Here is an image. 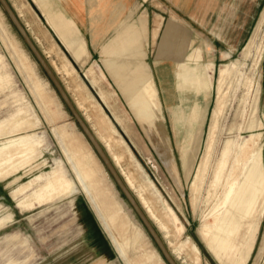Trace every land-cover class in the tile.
<instances>
[{
    "label": "rangeland",
    "instance_id": "374dc122",
    "mask_svg": "<svg viewBox=\"0 0 264 264\" xmlns=\"http://www.w3.org/2000/svg\"><path fill=\"white\" fill-rule=\"evenodd\" d=\"M8 1L17 6L35 45L58 66L59 76L101 130L120 160L116 170L122 169L131 180V192L140 195L145 207L168 229V251L179 257L177 264H264V0H250L249 33L243 45L230 54L211 53L212 37L200 25H164L168 16L162 12H168L170 6L166 0H129L122 4L115 23L109 25L111 5H115L112 0L106 5L101 23L96 21V25L85 28L64 12L72 11L69 0H61V6L60 0H30L35 2L36 10L28 0ZM79 1L84 3L75 0L76 6ZM85 1L94 19H98L99 6L104 11L105 1ZM51 34L74 59L102 104ZM125 34L136 35L130 41L137 42L136 50L121 52L124 45L120 40ZM140 64L144 66L142 73L151 76L155 89L159 105L155 122L142 123L133 118L119 90L141 73L136 71ZM120 65L125 75L123 83L113 77V72L121 70ZM218 86L227 92V107L209 171L198 184L197 210L193 212L189 187L206 147ZM38 87L45 96L40 97L43 101L36 95ZM141 88L138 84L132 92ZM103 106L121 121L119 125L134 143L138 157L124 148L102 116ZM77 133L82 135L0 8V146L23 134L22 143L32 147L29 157L16 156L11 167H0V223H4L0 228V264L8 263L12 257L19 264H166L86 139ZM169 161L175 165L179 184H175ZM219 163L225 164V172L208 201L211 177ZM12 169L14 172L9 174ZM249 171L253 173L251 180ZM231 182L241 192H236L235 199L225 200ZM89 183H97L107 195L114 207L110 213L99 210ZM20 190L13 198L12 193ZM247 204L251 211L243 220ZM228 213L234 219L227 224L228 232L222 234L210 226L207 245L200 235L201 226L211 217L222 220ZM110 221L117 229L110 228ZM235 229L237 236L232 233ZM15 233L28 242L18 247L22 253L14 256L10 255L14 244L6 241ZM245 234L248 243L252 241V250L243 263L240 253Z\"/></svg>",
    "mask_w": 264,
    "mask_h": 264
},
{
    "label": "bare ground",
    "instance_id": "6f19581e",
    "mask_svg": "<svg viewBox=\"0 0 264 264\" xmlns=\"http://www.w3.org/2000/svg\"><path fill=\"white\" fill-rule=\"evenodd\" d=\"M8 1V0H7ZM13 1V0H12ZM33 1V0H31ZM9 3V1H8ZM35 3V2H33ZM49 3V2H48ZM12 10L14 11V13L16 14L18 20L21 22V12L18 11V9L16 8L17 6L15 5H11V3H9ZM36 5V4H35ZM13 6V7H12ZM48 6V5H47ZM52 7V6H51ZM21 8V7H20ZM47 8V7H46ZM20 10V9H19ZM49 10V9H48ZM16 11V12H15ZM21 11V10H20ZM57 13V12H56ZM50 14V12H49ZM51 15H53L51 13ZM55 20V19H54ZM59 20V19H58ZM57 20V21H58ZM64 24V23H63ZM23 25V24H22ZM24 27V25H23ZM25 28V27H24ZM29 29V28H28ZM31 30V29H30ZM132 31V29H130ZM25 31L27 33H29V31L26 30ZM157 32V31H156ZM69 33V32H68ZM132 33V32H131ZM153 33V32H152ZM31 34V32L29 33ZM28 34V35H29ZM64 34V32L62 33ZM145 34V33H144ZM71 35V34H70ZM30 36V35H29ZM31 38V37H30ZM120 38V36H119ZM156 38V34H153V40H155ZM32 39V38H31ZM68 39V38H66ZM71 39V38H70ZM136 39V35L135 34H131V35H127L125 34V37H123L120 40V43H122L123 49H122V53H129L132 52L133 50H136L139 46L136 43H130V41H134ZM77 40V39H76ZM35 41V40H32ZM61 43V42H60ZM35 44V43H34ZM37 47V46H36ZM117 47V46H116ZM120 47V46H119ZM142 47V46H141ZM38 48V47H37ZM83 48V47H82ZM84 49V48H83ZM39 50V49H38ZM40 51V50H39ZM41 50L40 53L42 54V56L44 57V59L46 60V62L48 63L49 67L51 68V70L53 71V73L55 74L56 78L58 79V81L60 82V84L62 85V87L64 88V90L66 91V93L68 94L70 100L72 101L74 107L76 108V110L80 113L82 119L85 121V123L88 125L90 131L92 132L93 136L96 138V140L98 141V143L102 146V148L104 149L106 155L108 156V158L110 159V161L112 162V164L114 165V167L118 168V164H119V159L118 157L112 152V150L110 149L108 142L106 141L105 137L103 136L101 130L99 128L96 127V125L92 122V120L90 119L89 115L86 113L82 103L77 99L76 95L71 91L70 87L64 82L63 78L59 76V69L57 68L58 66L55 65V63L45 54V52ZM17 52V51H16ZM114 52V51H113ZM68 53V52H67ZM112 53V52H110ZM119 53V52H118ZM82 54V53H81ZM143 55V54H140ZM70 56V55H69ZM114 56V55H113ZM136 56V55H135ZM138 56V55H137ZM71 57V56H70ZM133 57V56H132ZM131 57V58H132ZM129 58V57H128ZM71 59L73 60V62L76 64V62L74 61V59L71 57ZM84 61V60H83ZM70 62V61H69ZM81 62V61H80ZM71 63V62H70ZM77 65V64H76ZM110 66V65H109ZM121 66V65H120ZM129 66V65H128ZM28 68V66H27ZM106 68V67H105ZM110 68V67H109ZM112 68V67H111ZM117 68V67H116ZM107 69V68H106ZM118 69V68H117ZM136 69V67L134 68V70ZM29 70V69H28ZM109 70V69H108ZM126 70V69H125ZM107 71V70H106ZM114 71V70H113ZM136 71H140V74H136V79H134L133 81H128L127 83H125L123 86H120L119 90L121 92V95L123 96V98L125 99V101L128 104V107L130 110V114L132 115L133 118L137 119L138 122H142V123H148V122H155L156 120H158V110H159V105L157 100L155 99V89L153 88L152 85V78L149 74H143L142 72H144V66L142 64L137 66ZM110 73V72H109ZM112 73V71H111ZM131 73V72H130ZM138 73V72H137ZM134 74V73H133ZM223 74H224V70L220 71V83H222L221 78H223ZM124 75V70L121 66V70L119 69V71L113 72V77L116 81H118L119 83H123V80L125 79V75ZM59 76V78H58ZM92 78V77H91ZM34 81V80H33ZM92 81V80H91ZM32 82V81H31ZM93 82V81H92ZM219 83V85H220ZM141 84L142 88L137 90V92L133 93L132 90H134V88H137V85ZM37 86V85H36ZM91 86V85H90ZM96 86V85H95ZM222 86V85H221ZM223 88V86H222ZM31 89V88H30ZM219 89V86H218ZM227 89V88H225ZM32 90V89H31ZM34 90V89H33ZM35 92H37L40 97H45L42 95V90L40 87L35 88ZM32 92V91H31ZM34 92V91H33ZM42 95V96H41ZM58 97V96H57ZM227 92L226 90H222L219 89L218 90V97L214 106V111H213V115H212V119L210 120V127L208 128V136L206 138V147L203 153V157L197 167V170L195 172L194 178H193V182L191 184V186L189 187V193H190V204H191V208L193 212H196L197 210V198H198V194L199 192V187L201 185V183L205 180L207 173L209 171L210 168V163H211V159L213 156V151H214V146L217 140V134L220 128V124L221 121L224 117V113L227 107ZM99 98V97H98ZM48 99V98H45ZM59 99V98H58ZM108 99V98H107ZM37 100V98H36ZM41 101H43V98L40 99ZM97 101V100H96ZM101 101V100H100ZM106 102V101H105ZM109 101H107L108 103ZM99 103V102H98ZM102 103V102H101ZM38 104V103H37ZM106 105V104H105ZM126 105V104H125ZM109 106V105H108ZM110 107V106H109ZM106 108V107H105ZM102 109V108H100ZM103 115L101 113V115L112 125L113 127V132L120 137L121 141L123 142L124 148H126V150L129 153L134 154V152L131 150L130 146L126 143V141L124 140V138L122 137V135L118 132V130L114 127V125L112 124V121L110 120V118L108 117V115L103 111ZM110 115L112 116V118L114 119V121L116 122V124L118 125V127L121 129V131L124 133V135L126 136V138L129 140L133 150L136 153V147L134 145V143L128 138L126 132L124 131V129L119 125V123L121 122L119 119L115 118V115H112V113L109 111ZM117 115V114H116ZM28 119V118H27ZM101 120V119H99ZM29 121V120H28ZM31 121V120H30ZM102 121V120H101ZM107 122V123H108ZM31 123V122H30ZM22 124V123H20ZM103 124V123H102ZM105 124V123H104ZM109 124V125H110ZM18 125V124H17ZM25 125V124H24ZM128 125V124H127ZM125 125V126H127ZM123 126V127H125ZM26 127V125H25ZM60 127V126H59ZM111 127V126H110ZM58 128V127H57ZM129 128V125H128ZM22 129V128H21ZM30 129V128H29ZM61 129V128H60ZM63 130V129H62ZM58 131H61L58 129ZM130 131V130H128ZM127 131V132H128ZM20 132V131H19ZM135 132V131H134ZM17 133V132H16ZM130 133V132H129ZM19 134V133H17ZM64 135L66 136V134L64 133ZM79 138H83L82 135L80 133L76 134ZM115 135V136H116ZM25 135L21 134L17 137L14 138H10L8 140H5L3 142V144L0 146V167L2 168H8L11 167V165L14 163V158H16V156H19L21 158H27L29 157L30 153H32V147L27 146L25 144L22 143V139L24 138ZM10 137V136H9ZM13 137V136H12ZM8 138V137H6ZM5 138V139H6ZM85 138V137H84ZM65 139V138H64ZM68 139V138H67ZM86 139V138H85ZM66 140V139H65ZM69 140V139H68ZM87 141V140H86ZM70 142V141H69ZM66 143V142H65ZM68 143V141H67ZM72 144V143H71ZM89 144V143H88ZM136 144V143H135ZM29 145V144H28ZM90 145V144H89ZM76 146V145H75ZM74 146V147H75ZM34 147V146H33ZM67 147V146H66ZM69 147V146H68ZM91 147V146H90ZM77 148V147H76ZM34 150V149H33ZM93 150V149H92ZM77 151V149H76ZM79 151V150H78ZM261 151V147L258 148V152ZM80 152V151H79ZM226 152V150H225ZM224 152V153H225ZM34 153V152H33ZM81 154V152L79 153ZM91 154V153H90ZM243 154H245V152H243ZM32 155V154H31ZM92 155V154H91ZM96 155V154H95ZM262 155V154H261ZM83 157V156H81ZM244 157V156H243ZM242 157V158H243ZM34 158V157H33ZM77 158V157H76ZM98 158V157H97ZM241 159V158H240ZM245 159V157H244ZM243 159V160H244ZM34 160V159H33ZM81 160V159H80ZM99 160V158H98ZM237 160V159H236ZM97 163V160H95ZM100 161V160H99ZM101 162V161H100ZM170 162V161H169ZM168 162V163H169ZM77 163V161H76ZM171 163V164H170ZM170 167H171V173L173 174V176L175 177V184H179L180 179L177 175L176 172V168L173 162H170ZM98 164V163H97ZM102 164V163H101ZM103 165V164H102ZM98 167L100 168L99 164ZM104 167V166H103ZM238 167V166H237ZM0 168V169H2ZM88 168V167H87ZM234 168V167H233ZM236 168V167H235ZM101 169V168H100ZM99 169V170H100ZM15 169H12L10 173L14 172ZM235 170V169H234ZM237 170V168H236ZM235 170V171H236ZM91 171V170H90ZM118 171V170H117ZM225 172V164L224 163H219L216 165L213 175L211 177V184L209 186V197H208V201L211 200L213 194L215 193V189L217 187L220 186L221 182H222V178ZM119 175L121 176L122 180L124 181V183L126 184V186L128 187V189L132 190V183L131 180L128 178V176L126 175V173L119 168L118 171ZM92 175V174H91ZM94 177V176H93ZM231 177V176H230ZM229 177V178H230ZM248 178H250V180L253 178V173L252 171H249L248 174ZM55 179V177H54ZM56 182V181H54ZM64 182V181H63ZM94 183V181H93ZM200 183V185H198ZM50 184V183H49ZM48 184V185H49ZM63 184V183H62ZM91 184V183H89ZM58 185V184H57ZM66 185V184H65ZM92 185V184H91ZM46 186V185H45ZM67 186V185H66ZM97 183L96 186L92 185L91 186V190L93 192V199L95 201V203L97 204V207L99 208V210L104 214V213H110L112 211V209H114V207L111 205V202L109 201V198L107 197L106 194H104L103 192H101V190H99V188L97 187ZM43 187V186H42ZM60 188V186H58ZM90 187V185H89ZM179 187H181L179 185ZM49 188V187H48ZM53 188V186H52ZM57 188V187H56ZM55 188V189H56ZM58 188V189H59ZM21 189V188H20ZM66 189V188H65ZM19 190V189H18ZM40 190H44L41 189ZM60 190V189H59ZM22 190H20L19 192H14L12 193V197L15 198ZM39 190H37L38 192ZM45 191V190H44ZM49 191V190H48ZM62 191V189H61ZM239 191L241 192V188H238L234 182L229 183L228 185V190H227V197H225L224 199L227 200L228 197H230V200L235 199V197L237 196L236 192ZM36 192V193H37ZM51 192V191H50ZM56 192V191H55ZM135 192V191H134ZM41 193V192H39ZM37 193V194H39ZM49 193V192H48ZM46 193V194H48ZM111 193V192H110ZM132 193V192H131ZM137 193V192H136ZM50 194V193H49ZM54 194V193H53ZM56 194V193H55ZM133 194V193H132ZM45 195V194H44ZM43 195V196H44ZM58 195V194H57ZM134 195V194H133ZM137 199H136V197ZM134 197L135 199L138 201L139 205L144 208H142L146 214V216L150 219V221L152 222V224L154 225V227L156 228L157 232L159 233V235L161 236L167 250L170 248L169 243H168V229H166L162 223L149 211V209H147L145 207V203L143 201V199L140 197V195L135 194ZM33 196V195H32ZM37 196V195H36ZM51 196V195H50ZM30 197V196H29ZM28 197V198H29ZM39 197V196H38ZM38 197H37V201H38ZM47 198V197H46ZM49 198V197H48ZM53 198V197H52ZM50 199H48L49 201ZM28 201V200H27ZM33 201V200H32ZM43 202V201H42ZM24 204V203H23ZM239 204V202H237V205ZM22 206V205H21ZM24 206V205H23ZM118 207V206H117ZM117 209V208H116ZM251 211V207L250 204H247L246 207L244 208V215L242 216L243 220L247 219V216L250 214ZM115 212V211H114ZM120 216V215H119ZM123 217V216H122ZM164 218V217H162ZM165 220V219H163ZM208 220L212 221V223H208ZM234 221V219L232 218V216L228 213L226 214V216H224L222 218V220L218 219V216H214L211 217L209 219H207V221L201 226V236L203 241L207 244L210 245V231H211V227L210 226H215L216 229L220 232V233H226L228 232V228H227V224L232 223ZM163 222V221H162ZM121 224V223H120ZM124 224V223H123ZM122 224V225H123ZM4 226V223H0V228H2ZM109 226H111L110 228H116L115 222L110 221ZM121 226V225H119ZM118 227V226H117ZM125 228V227H124ZM117 229V228H116ZM122 229V227H121ZM119 230V229H118ZM133 230V229H132ZM233 236H237L238 232L235 229L233 232ZM130 236H132V233H129ZM128 234V235H129ZM137 234V233H136ZM134 238V237H133ZM130 239V238H128ZM248 239L249 237L245 234L244 239L242 240V252L240 253L242 256V262H246L249 254L252 250V241L248 243ZM132 240V239H131ZM133 240H136L135 238ZM11 241V240H10ZM137 241V240H136ZM128 243H130L129 241H127L126 245H129ZM132 243V242H131ZM136 244H139V242H134ZM219 243V242H216ZM125 245V244H124ZM221 246V245H219ZM241 247V246H240ZM126 248V246L124 247V249ZM131 248V246H130ZM219 248V247H218ZM129 250V249H128ZM130 254L132 253L131 250ZM135 251V250H133ZM169 252V251H168ZM159 253V252H158ZM170 255L172 256V258L175 261H179V257L173 252H169ZM160 255V254H159ZM197 256V255H196ZM215 256L217 258H219V254L217 252H215ZM177 263V262H176ZM181 263V262H179ZM129 264V263H128ZM182 264V263H181Z\"/></svg>",
    "mask_w": 264,
    "mask_h": 264
},
{
    "label": "crops",
    "instance_id": "0c3cea01",
    "mask_svg": "<svg viewBox=\"0 0 264 264\" xmlns=\"http://www.w3.org/2000/svg\"><path fill=\"white\" fill-rule=\"evenodd\" d=\"M104 1V11L100 5L98 10V19H94V16L92 15L93 10H90L89 7H86L85 4L87 2L85 0L83 1L84 3L79 1V6H76L78 3H76L75 0H69L72 6V8L69 10L72 11L70 14H68L66 11L64 12L80 28H85V25H96V21L100 24L102 19H104L103 12H107L108 6L106 5L107 3L110 4L112 0H108V2L107 0ZM128 1L129 0H114L115 5H111L112 8L109 12V14L112 15L108 20L109 25L115 23L118 15L122 12L121 6L126 4ZM166 1L170 6H168V12H162L163 15L168 16V20L166 17L164 18V20H167L164 25H188V23L189 25H200L207 32H209L212 37L213 42H211L212 45L209 47L211 53L230 54L237 51V49L243 45L244 40L249 33L251 25L250 0ZM59 4L61 6V0ZM81 4L83 5L81 6ZM108 21L105 19L104 25H107ZM165 59L166 58H163L162 60ZM170 59L174 60L173 58ZM13 239H18V242H14ZM27 242L28 240L26 238H22L17 233L9 236L6 243L14 244L12 246V250L10 251V255H20L22 252L17 248L21 245L23 246V244H26ZM11 261L14 264H19L18 261L13 257L11 258ZM11 261H8V263L4 264H9ZM26 261H28L27 258Z\"/></svg>",
    "mask_w": 264,
    "mask_h": 264
},
{
    "label": "water",
    "instance_id": "95a60500",
    "mask_svg": "<svg viewBox=\"0 0 264 264\" xmlns=\"http://www.w3.org/2000/svg\"><path fill=\"white\" fill-rule=\"evenodd\" d=\"M30 3L32 9L36 10V7L33 5V3L28 0ZM0 8L2 9V12L4 13L5 17L10 21L11 25L14 27L20 38L22 39L26 49L30 53V55L35 60V63L40 67V69L45 74L49 84L53 87L56 95L58 96L59 100L65 105V107L68 109L69 113L73 117L75 123L79 127L81 133L86 138L87 142L90 144L91 148L93 149L96 156L99 158L101 163L103 164L105 170L107 171L108 175L112 178L114 186L117 187L118 191L121 193V195L124 197L128 205L131 207V210L135 214V216L138 218V220L141 223L142 228L146 231L148 237L152 240L154 243L157 251L159 252L160 256L162 257L163 261L166 264H177L176 261L172 258L170 253L168 252L161 236L157 232L156 228L150 221V219L146 216L144 210L139 205L138 201L135 199L134 195L130 192L124 181L122 180L121 176L119 175L118 171L106 155L104 149L102 146L98 143L96 138L93 136L92 132L90 131L88 125L85 123V121L82 119L81 115L78 113L76 108L74 107L72 101L70 100L68 94L56 78L55 74L49 67L48 63L28 35V33L25 31V28L18 20L16 14L12 10L10 4L7 0H0ZM54 38L56 44L60 47L62 52L65 54V56L68 58V60L71 62L74 69L78 72L80 78L82 79L83 83L86 85L88 90L92 93V95L95 97V99L100 103V99L98 98L96 92L94 89L90 86L84 75L81 73L78 66L73 62L69 54L66 52V50L63 48L61 43L57 40V38L51 34ZM104 112L108 115L110 120L112 121V124L114 127L118 130V132L122 135L126 143L130 146L131 150L134 152V154L137 156L135 151L133 150L129 140L126 138L124 133L121 131V129L118 127L112 116L110 115L109 111L103 106ZM143 164V162H142Z\"/></svg>",
    "mask_w": 264,
    "mask_h": 264
}]
</instances>
